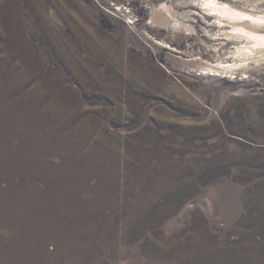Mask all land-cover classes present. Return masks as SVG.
<instances>
[{"label":"rangeland","instance_id":"374dc122","mask_svg":"<svg viewBox=\"0 0 264 264\" xmlns=\"http://www.w3.org/2000/svg\"><path fill=\"white\" fill-rule=\"evenodd\" d=\"M41 1L0 0V264L264 261V4Z\"/></svg>","mask_w":264,"mask_h":264},{"label":"bare ground","instance_id":"6f19581e","mask_svg":"<svg viewBox=\"0 0 264 264\" xmlns=\"http://www.w3.org/2000/svg\"><path fill=\"white\" fill-rule=\"evenodd\" d=\"M43 1V0H42ZM42 1L40 2L41 4H42ZM46 2H48L49 4H51V5H53V3L55 2L54 0H45ZM243 1H248L249 3L250 2H255V4L256 3H258L257 5L258 6H255V7H261L263 4H264V0H262V1H250V0H243ZM44 3V2H43ZM48 3L46 4V5H48ZM212 3H216L215 2V0H211L210 2H207V4L208 5H210L211 6V4ZM213 6V5H212ZM253 6V5H252ZM43 8V7H42ZM218 8V7H217ZM217 8H215V7H212V10H218V12L219 13H223V15H230V17H231V19L232 20H235V19H238V18H240V17H242V15H244V13H242V14H238V13H233V12H231V8H227V9H217ZM233 9V8H232ZM264 9V8H263ZM261 13H264V11H262L261 10ZM245 14H247V13H245ZM55 15V14H54ZM254 17L255 16H258L257 14H252ZM57 16V15H56ZM53 19V18H52ZM231 19H228V20H231ZM241 19V18H240ZM41 20V19H40ZM59 20V19H58ZM252 20V19H251ZM80 21V20H79ZM78 21V24L79 23H81V22H79ZM240 21V20H239ZM255 21V20H254ZM83 22V21H82ZM41 23V22H40ZM45 23H46V21H45ZM49 22H47V24H48ZM59 23V22H58ZM228 23V22H227ZM43 24V23H42ZM51 24H54V23H51ZM234 24V23H233ZM251 23H249V22H247V21H244V19L242 20V21H240V23H238V27H239V30H241V31H243L244 33L245 32H248V34H249V36H246V37H250V36H252V37H254L255 38V42H254V44L255 45H263L264 46V26H262V27H260V28H257L256 26H259L260 24H256V26H251L250 25ZM254 24V23H253ZM55 25V24H54ZM77 25V24H76ZM44 26V25H43ZM53 26V25H52ZM56 26V25H55ZM78 26V25H77ZM50 27H51V25H50ZM57 27V26H56ZM59 27V26H58ZM55 28V29H59V28ZM73 27H75V25H73ZM233 27V26H232ZM256 27V28H255ZM44 28V27H43ZM61 28V27H60ZM72 29V28H71ZM74 29V28H73ZM72 29V30H73ZM78 29V28H77ZM22 31V30H21ZM20 31V32H21ZM47 31L49 32V29H47ZM54 31V30H53ZM58 31V30H57ZM238 31V30H237ZM62 32V31H61ZM75 32V31H74ZM74 32H72V33H74ZM50 33V32H49ZM77 33V32H76ZM93 33H95V32H93ZM92 33V34H93ZM242 33V32H241ZM22 34H23V36H24V33L22 32ZM51 34V33H50ZM58 34V33H57ZM56 34V35H57ZM60 34V33H59ZM82 34V33H81ZM53 35H54V32H53ZM55 35V36H56ZM78 35H80V34H78ZM87 35V34H86ZM90 35V34H89ZM96 35V34H95ZM76 36V35H75ZM97 37H98V35H96ZM96 36H95V38H96ZM228 36V35H227ZM241 36V35H240ZM245 36V35H244ZM21 37V36H20ZM48 37H50V36H48ZM52 37V36H51ZM57 37V36H56ZM65 37V36H64ZM77 37V36H76ZM91 37H93V35H91ZM243 37V36H242ZM57 38H59V37H57ZM85 39H87L86 37H84ZM24 39V38H23ZM22 39V40H23ZM20 40V39H19ZM64 40V39H63ZM97 40V39H96ZM96 40H94V42L96 41ZM76 41V40H75ZM83 41V40H82ZM88 41H91V40H88ZM99 41V40H98ZM21 42V41H20ZM54 42V41H53ZM78 42V41H77ZM80 42V41H79ZM83 42H85V40L83 41ZM92 42V41H91ZM90 42V43H91ZM55 43V42H54ZM58 43V42H57ZM69 43H71V42H69ZM75 43V42H74ZM82 43V42H81ZM93 43V42H92ZM27 44V43H26ZM56 44V43H55ZM72 44V43H71ZM70 44V45H71ZM78 44H80V43H78ZM84 44V43H83ZM98 43H96V44H94V45H97ZM17 45V44H16ZM23 45H25V42H24V44ZM59 45V44H58ZM57 45V46H58ZM84 45H86V44H84ZM99 45V44H98ZM28 46V45H27ZM79 46V45H78ZM82 46V45H81ZM88 46H89V43H88ZM24 47V46H23ZM68 47V46H67ZM71 47V46H70ZM89 47H91V46H89ZM102 47V46H101ZM245 47V46H244ZM247 47V46H246ZM17 48V47H16ZM26 48V47H25ZM56 48V47H55ZM79 48V47H78ZM85 48V47H84ZM95 48V47H94ZM28 51H30V49H28V48H26ZM69 49V48H68ZM72 49V48H71ZM93 49V48H92ZM91 49V50H92ZM97 49V48H96ZM60 50V49H59ZM102 50V49H101ZM104 50V49H103ZM109 50V49H108ZM107 50V51H108ZM246 50V49H245ZM250 50V49H249ZM248 50V51H249ZM73 51V50H72ZM77 51V50H76ZM99 51V50H98ZM252 51V50H251ZM93 52V51H92ZM97 52V51H96ZM103 52V51H102ZM239 52V51H238ZM242 52V51H241ZM253 52V51H252ZM12 53H14V52H12ZM22 53V52H21ZM38 53V52H37ZM36 53V54H37ZM69 53V52H68ZM75 53V52H74ZM77 53V52H76ZM80 53V52H79ZM78 53V55H80ZM94 53V52H93ZM92 53V54H93ZM101 53V52H100ZM108 53V52H107ZM113 53V52H112ZM18 54V53H17ZM16 54V55H17ZM7 55V54H6ZM23 55H25V53L23 54ZM77 55V54H76ZM99 55V54H98ZM105 55V54H104ZM107 55V54H106ZM115 55V54H114ZM117 55V54H116ZM7 56H9V55H7ZM29 56V55H28ZM31 56V55H30ZM73 56V55H72ZM75 56V55H74ZM94 56V55H93ZM101 56V55H100ZM108 56V55H107ZM18 57V56H17ZM27 57V56H26ZM80 57V56H79ZM99 57V56H98ZM112 58L114 57V56H111ZM28 58V57H27ZM35 58V57H34ZM38 58V57H37ZM78 58V57H77ZM116 58V57H115ZM114 58V59H115ZM5 59V58H4ZM10 59V58H9ZM14 59V58H13ZM73 59H75V58H73ZM102 59V58H101ZM19 60V59H18ZM82 60V59H81ZM81 60H79V61H81ZM5 61V60H4ZM31 61H33V60H31ZM76 61V60H75ZM106 61H107V59H106ZM8 62H10V61H8ZM16 62H18V61H16L15 60V63ZM115 62V61H114ZM116 62H118V61H116ZM24 63H26V62H24ZM1 64V63H0ZM29 64V63H28ZM32 64V63H31ZM35 65V64H34ZM36 65H38V64H36ZM118 65V64H117ZM12 66V65H11ZM13 66H15V65H13ZM42 66V65H41ZM43 67V66H42ZM114 67H116L115 66V64H114ZM8 68V67H7ZM10 68V67H9ZM12 68V67H11ZM22 68H24V67H22ZM27 68V67H26ZM32 68V67H31ZM33 68H34V66H33ZM117 68H118V66H117ZM1 69V68H0ZM13 69V68H12ZM3 70V69H2ZM34 70V69H33ZM32 70V71H33ZM113 70V69H112ZM120 70V69H119ZM9 71V70H8ZM8 71H6V72H8ZM42 71V70H41ZM110 71V70H109ZM108 71V72H109ZM116 71V70H115ZM2 72V71H1ZM22 72V71H21ZM114 72V71H113ZM35 73H36V71H35ZM46 73V72H45ZM50 73V72H49ZM117 73V72H116ZM119 73V72H118ZM14 74V73H13ZM32 74V73H31ZM24 76H25V74H23ZM35 75V74H34ZM114 75V74H113ZM45 76V75H44ZM50 76H52V75H50ZM117 76V75H116ZM6 77V76H5ZM4 77V78H5ZM22 77V76H21ZM49 77V76H48ZM113 77V76H112ZM15 78H17V77H15ZM34 78V77H33ZM37 78V77H36ZM39 78H40V76H39ZM42 78V77H41ZM40 78V79H41ZM114 78H115V76H114ZM26 79H28V78H26ZM47 79V78H46ZM104 79V78H103ZM11 80V79H10ZM20 81V80H19ZM6 82V81H5ZM11 82V81H10ZM45 82V81H44ZM43 82V83H44ZM47 82V81H46ZM99 82V81H98ZM1 83V82H0ZM16 83V82H15ZM40 82H38V84H39ZM48 83H49V81H48ZM51 83V82H50ZM105 83V82H104ZM107 83V82H106ZM17 84V83H16ZM42 84V83H41ZM45 84V83H44ZM102 84V83H101ZM97 85V84H96ZM4 86V85H3ZM26 86H27V84H26ZM37 87L39 86V85H36ZM50 86V85H49ZM99 86V85H98ZM7 87H9V86H7ZM6 87V88H7ZM23 87H25V86H23ZM46 87V86H45ZM100 87V86H99ZM5 88V89H6ZM34 88V87H33ZM39 88V87H38ZM43 88V87H42ZM47 88V87H46ZM45 88V89H46ZM2 89H3V87H2ZM50 89H52V88H50ZM102 89V88H101ZM10 90V89H9ZM18 90V89H17ZM47 90V89H46ZM41 91H42V89H41ZM44 91V90H43ZM2 92V91H1ZM29 92H30V90H29ZM39 92V91H38ZM44 93V92H43ZM33 94V93H32ZM34 94H35V92H34ZM37 94V93H36ZM7 95V94H6ZM52 95V94H51ZM55 95V94H54ZM3 96V95H2ZM37 96V95H36ZM3 98V97H2ZM41 98V97H40ZM0 99H1V97H0ZM5 99V98H4ZM35 100V99H34ZM118 100V99H117ZM121 100H123V98L121 99ZM7 101V100H6ZM5 101V102H6ZM11 101V100H10ZM56 101H57V99H56ZM63 101V100H62ZM16 102V101H15ZM32 102V101H31ZM58 102H59V100H58ZM4 103V102H3ZM11 103H13V102H11ZM40 103V102H39ZM43 103H45V102H43ZM36 104V103H35ZM42 104V103H41ZM62 104V103H61ZM6 105V104H5ZM4 105V106H5ZM9 105V104H8ZM68 105V104H67ZM70 105V104H69ZM76 105V104H75ZM74 105V106H75ZM118 105V104H117ZM3 106V107H4ZM13 106V105H12ZM41 106V105H40ZM73 106V105H72ZM119 106H120V104H119ZM11 107V106H10ZM16 107V106H15ZM19 107V106H18ZM42 107H43V104H42ZM53 107V106H52ZM60 107V106H59ZM58 107V109H60ZM77 107V106H76ZM12 108V107H11ZM17 108V107H16ZM20 108V107H19ZM19 108H18V110H19ZM45 108V107H44ZM49 108V107H48ZM64 108V107H63ZM72 108V107H71ZM75 108V107H74ZM57 109V110H58ZM65 109V108H64ZM68 109V108H67ZM66 109V110H67ZM117 109V108H116ZM121 109V108H120ZM9 110H10V108H9ZM50 110V109H49ZM72 109H70V111H71ZM76 110V109H75ZM74 110V111H75ZM82 110H83V107H82ZM45 111V110H44ZM100 112H101V110H99ZM104 111V110H103ZM23 112V111H22ZM31 112V111H30ZM57 112V111H56ZM76 112V111H75ZM54 113V112H53ZM60 113V112H59ZM98 113V112H97ZM104 113V112H103ZM65 114V113H64ZM71 114H72V112H71ZM80 114H81V112H80ZM105 114V113H104ZM52 115V114H51ZM51 115H50V117H51ZM54 115V114H53ZM58 115V114H57ZM60 115V114H59ZM81 115H83V114H81ZM90 115H92V114H90ZM89 115V116H90ZM98 115V114H97ZM61 116V115H60ZM66 116V115H65ZM64 116V117H65ZM85 116H87V115H85ZM55 117V116H54ZM63 117V118H64ZM75 117H77V116H75ZM81 117V116H80ZM88 117V116H87ZM101 117V116H100ZM59 118V117H58ZM62 118V117H61ZM62 118V119H63ZM67 118V117H66ZM43 119H44V117H43ZM53 119V118H52ZM61 119V120H62ZM70 119V121H71V118H69ZM87 119V118H86ZM89 119V118H88ZM96 119V118H95ZM99 119V118H98ZM1 120V119H0ZM56 120V119H55ZM60 120V121H61ZM64 120V119H63ZM67 120H68V118H67ZM91 120V119H90ZM89 120V121H90ZM43 121V120H42ZM77 121V120H76ZM85 122V121H84ZM35 123V122H34ZM39 123V122H38ZM59 123V122H58ZM63 124L65 123V126H66V123H67V121L65 122V121H63L62 122ZM76 123V122H75ZM74 123V124H75ZM79 123V122H78ZM92 123V122H91ZM42 124V123H41ZM49 124V123H48ZM47 124V125H48ZM50 124H52V123H50ZM68 125H69V123H67ZM88 124V123H87ZM95 124V123H94ZM32 125H33V123H32ZM81 125V124H80ZM104 125V124H103ZM38 126V125H37ZM53 126V125H52ZM62 126V125H61ZM75 126V125H74ZM44 127V126H43ZM49 127V126H48ZM70 127H71V125H70ZM81 127V126H80ZM79 127V128H80ZM100 127V126H99ZM98 127V128H99ZM105 127H106V125H105ZM105 127L103 128V129H105ZM96 128V127H95ZM36 129H37V127H36ZM101 130V129H100ZM38 131V130H37ZM41 131V130H40ZM83 131H85V130H83ZM95 131V130H94ZM93 131V132H94ZM97 132V131H96ZM95 132V133H96ZM104 132V131H103ZM108 132V131H107ZM110 132V131H109ZM43 133V132H42ZM81 133V132H80ZM85 133V132H84ZM83 133V134H84ZM95 133H92V134H95ZM40 134V133H39ZM33 135V134H32ZM43 135V134H42ZM89 135H90V133H89ZM98 135V134H97ZM101 135V134H100ZM88 136V135H87ZM110 136V135H109ZM54 137V136H53ZM92 137V136H91ZM98 137V136H97ZM111 137V136H110ZM101 138V137H100ZM103 139V138H102ZM96 140V139H95ZM109 140V139H108ZM100 141V140H99ZM105 141V140H104ZM110 141H111V138H110ZM102 142V141H101ZM112 142V141H111ZM114 144V143H113ZM111 148V147H110ZM54 151V150H53ZM101 151V150H100ZM107 151H108V149H107ZM110 151H112V150H110ZM98 152V151H97ZM102 152H103V150H102ZM116 153V152H115ZM98 154V153H97ZM96 154V155H97ZM109 155V154H108ZM65 156H66V154H65ZM82 156V155H81ZM84 156H86V155H84ZM83 156V157H84ZM100 156V155H99ZM116 156V155H115ZM114 156V158H117V157H115ZM120 155H118V157H119ZM98 157V156H97ZM102 157V156H101ZM105 157V156H104ZM86 158H87V156H86ZM147 158V157H146ZM167 158V157H166ZM103 159V158H102ZM106 159H108V158H106ZM111 159V158H110ZM118 159V158H117ZM122 159V158H121ZM145 159V158H144ZM87 160V159H86ZM91 160V159H90ZM98 160V159H97ZM105 160V159H104ZM115 160V159H114ZM119 160V159H118ZM108 161V160H107ZM115 161H117V160H115ZM121 161V160H120ZM84 162V161H83ZM90 162H92V160L90 161ZM94 162H95V160H94ZM99 162V161H98ZM97 162V163H98ZM112 162V161H111ZM96 163V164H97ZM101 163V162H100ZM87 164V163H86ZM99 164V163H98ZM112 164V163H111ZM91 165V164H90ZM107 165V164H106ZM171 165H172V163H171ZM96 166V165H95ZM103 166H105V165H103ZM108 166V165H107ZM111 166V165H110ZM118 166H119V164H118ZM173 166V165H172ZM82 167H83V165H82ZM101 167V166H100ZM120 167V166H119ZM85 168V167H84ZM87 168V167H86ZM97 168V167H96ZM95 168V169H96ZM117 168V167H116ZM115 168V169H116ZM126 168V167H125ZM174 168V167H173ZM172 168V169H173ZM89 169V168H88ZM86 170V176H87V174L88 173H90L91 174V170ZM90 169H91V167H90ZM101 169V168H100ZM108 169V168H107ZM111 169V168H110ZM118 169V168H117ZM120 169V168H119ZM171 169V168H170ZM99 170V169H98ZM113 170V169H112ZM108 171V170H107ZM116 171V170H115ZM113 172V171H112ZM118 172H120V171H118ZM117 172V173H118ZM95 173V172H94ZM168 173V172H167ZM89 174V175H90ZM114 174V173H113ZM120 174V173H119ZM130 174H131V172H130ZM1 175V174H0ZM92 175H94V174H92ZM99 175V174H98ZM103 175V174H102ZM112 175V174H111ZM118 175V174H117ZM132 175V174H131ZM88 177H90V176H88ZM104 177H106V176H104ZM124 177V176H123ZM127 177V176H126ZM125 179V178H124ZM115 182V181H114ZM15 183V182H14ZM16 188V187H15ZM94 217V216H93ZM95 217L97 218V216L95 215ZM94 217V218H95ZM98 219V218H97ZM128 224V223H127ZM130 225V224H129ZM128 225V226H129ZM127 227V226H126ZM127 230V229H126ZM221 242V241H220ZM187 243V242H186ZM221 243H223V242H221ZM221 243H219V244H216V246H215V248L216 249H218L219 247H220V245H222ZM199 244H201V243H197V245H198V247H193V245H192V243L189 241L188 242V244H186V245H182V251H183V255H182V258H181V260H182V264H234V261L236 260V259H238V261H239V259L241 260L240 262H242V261H245V260H243V259H245L244 257H247V258H249L250 260H252V261H255L256 263L255 264H264V261L261 259V258H257L258 256H256L255 254H253V251H250V250H247V252H245L246 251V249L245 248H243V247H241L240 245H234V247H233V245H232V249L234 248V250H232V251H234L233 252V254L231 255L229 252H225L226 254V256L224 255L219 261L217 260L216 262H214L213 260H211L210 259V253L208 252L209 251V247H207V246H205L204 247V249H202L201 250V247L199 246ZM232 244V243H231ZM202 245V244H201ZM225 245V244H224ZM204 246V245H203ZM202 246V247H203ZM228 248V247H227ZM230 249H231V247H229ZM215 249V250H216ZM222 249V246H221V248H220V250ZM223 250H225V248L223 249ZM211 251V250H210ZM219 251V250H218ZM217 251V252H218ZM245 253H244V252ZM191 252H193V253H195V254H192L191 255ZM215 252V251H214ZM252 252V253H251ZM213 254V253H212ZM221 254V253H220ZM235 255V256H234ZM211 256H213V255H211ZM215 256V255H214ZM240 256H242V257H240ZM237 257V258H236ZM261 257V256H260ZM217 258V257H216ZM236 258V259H235ZM248 260V259H247ZM237 261V262H238ZM249 261V260H248ZM247 261V262H248ZM236 262V263H237ZM251 262V261H250ZM181 263V262H180ZM239 263V262H238ZM249 263V262H248ZM242 264H244V263H242ZM246 264V263H245Z\"/></svg>","mask_w":264,"mask_h":264},{"label":"water","instance_id":"95a60500","mask_svg":"<svg viewBox=\"0 0 264 264\" xmlns=\"http://www.w3.org/2000/svg\"><path fill=\"white\" fill-rule=\"evenodd\" d=\"M250 1H262V0H250Z\"/></svg>","mask_w":264,"mask_h":264}]
</instances>
